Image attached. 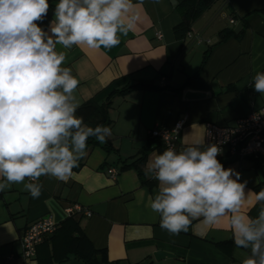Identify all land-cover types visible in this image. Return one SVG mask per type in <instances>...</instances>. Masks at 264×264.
<instances>
[{
	"label": "crops",
	"instance_id": "obj_1",
	"mask_svg": "<svg viewBox=\"0 0 264 264\" xmlns=\"http://www.w3.org/2000/svg\"><path fill=\"white\" fill-rule=\"evenodd\" d=\"M182 1L143 0L141 4L133 0L140 19L120 37L119 45L65 50L64 66L79 81L75 95L80 105L90 99L101 104L111 92L141 81L160 88L115 96L108 111L111 136L103 144L87 147L66 180L41 176L39 198H32L23 184L0 192V264L46 263L52 257L54 264L64 255L61 264H87L74 252L64 253L67 239L61 233L45 236L35 257L25 259L21 254V236L30 224L50 217L58 229L69 217L66 209L74 206L82 212L72 215L92 247L105 250L107 264H241L250 254L235 246L228 217L216 224L193 219L188 231L172 235L160 227L159 214L149 206L157 181L145 175V166L154 152L159 153L157 142L149 136L151 129L171 127L187 115V123L173 142L179 150L185 134L204 135L205 122L233 125L264 107V95L252 88L255 74L264 72V0H216L192 23V37L178 39L173 28L182 20L177 8ZM238 22L242 28L237 37L233 29ZM228 30L233 33L223 38ZM177 87L183 90L169 92ZM185 89L206 96L187 100L183 98ZM147 143L151 149L142 168L143 178L151 185L141 181L136 169L121 170ZM229 167L241 174V182L247 181L246 191L257 192L255 187L264 183V166L259 162L243 159L227 164ZM109 168L117 170L115 177L110 176ZM261 206L246 205L245 210L255 218ZM157 250L176 258L155 261L152 254Z\"/></svg>",
	"mask_w": 264,
	"mask_h": 264
},
{
	"label": "clouds",
	"instance_id": "obj_2",
	"mask_svg": "<svg viewBox=\"0 0 264 264\" xmlns=\"http://www.w3.org/2000/svg\"><path fill=\"white\" fill-rule=\"evenodd\" d=\"M50 6L0 0V192L23 184L32 198L42 193L41 176H71L90 137L103 144L111 136L110 127L89 126L77 115L79 81L64 66L65 50L111 49L140 19L133 0H58L46 31L41 24ZM252 88L264 95V72L255 74ZM205 137L185 134L179 150L169 145L149 157L145 175L157 181L149 206L172 235L188 231L193 219L216 224L228 217L235 246L250 251L241 264H264V189L246 191L241 174L217 158L220 144ZM256 204L262 206L253 218L245 206Z\"/></svg>",
	"mask_w": 264,
	"mask_h": 264
},
{
	"label": "trees",
	"instance_id": "obj_3",
	"mask_svg": "<svg viewBox=\"0 0 264 264\" xmlns=\"http://www.w3.org/2000/svg\"><path fill=\"white\" fill-rule=\"evenodd\" d=\"M216 0H183L181 3L177 5V8L179 12L181 13L182 20L179 24H177L173 28V32L176 38L183 39L186 35V33L190 30L192 23L197 19L198 16H200L202 13H204L206 10H208L212 4ZM50 3V9L48 16L45 18V20L42 22L41 26L46 30L49 26V21L53 19V12L55 8V4L58 3V0H49ZM233 32L231 30H228L225 32L223 38H226L227 36L231 35ZM237 37L239 36L236 35ZM206 58V55L203 58ZM160 87L149 82H137L131 85H127L122 89L116 90L111 92L108 97L101 103L98 104L94 100L90 99L82 103L77 111L78 116H82L84 119V123L95 127L96 125H106L110 126L111 120L109 118V108L111 107L112 100L115 96H125L126 94L137 90V89H159ZM168 90L167 88H165ZM183 90V87H177V88H171L169 89L170 93L177 94L180 93ZM153 141L157 142L156 148L158 149L159 153H162L165 150L164 145L162 142L157 138H151ZM99 144V142L95 139V137H90L87 141V147L94 146ZM106 146V144L104 145ZM107 150H110V146H106ZM151 149L150 143L146 144L141 150L138 155V157L135 160H132L129 163H123L121 166V170H125L128 168H134L137 170L139 176L141 177V181L145 184L151 185L148 181H146L143 178V168L146 155L148 151ZM220 162L224 165L226 168L227 164L234 162L235 160L233 158L228 157L226 153H224L221 156L217 157ZM261 189H264V183H261L255 187V190L259 192ZM65 234L66 236V245H65V251L67 252H74L76 255H78L81 259H83L87 264H107L108 260L106 257L105 250H96L92 247L89 240L85 237L82 229L79 226L78 219L74 215H70L65 219L62 224L59 226L58 229L55 230V232L52 233V237H55L59 234ZM38 252V249L36 253ZM56 256V253H55ZM51 257V256H50ZM66 255H64V258H56L54 264H61L66 259ZM53 257L48 260L46 263H42L38 261V264H53L52 261Z\"/></svg>",
	"mask_w": 264,
	"mask_h": 264
},
{
	"label": "built area",
	"instance_id": "obj_4",
	"mask_svg": "<svg viewBox=\"0 0 264 264\" xmlns=\"http://www.w3.org/2000/svg\"><path fill=\"white\" fill-rule=\"evenodd\" d=\"M234 23V19H230ZM187 37H192V32L186 33ZM161 38V34L157 33ZM264 107L253 110L246 116L238 119L233 125H219L212 122H205L204 135L206 144L219 143L223 149V154L235 161L252 159L264 166V115L258 120L253 119L254 114H259ZM187 123V115H182L171 127L157 125L149 131L151 138L159 139L164 147L173 145L177 135ZM222 154V155H223ZM221 156V155H220ZM108 173L115 177L117 170L109 168ZM70 216L75 212H82V208L74 206L66 209ZM86 215H91L90 211H83ZM57 228V224L50 218H41L30 224L21 236V254L23 258L30 259L35 257L37 246L45 236L52 234Z\"/></svg>",
	"mask_w": 264,
	"mask_h": 264
},
{
	"label": "water",
	"instance_id": "obj_5",
	"mask_svg": "<svg viewBox=\"0 0 264 264\" xmlns=\"http://www.w3.org/2000/svg\"><path fill=\"white\" fill-rule=\"evenodd\" d=\"M241 28H242V23L238 22L235 25L233 32L235 34H238L240 32ZM205 96H206L205 93L193 91L191 89H185L183 92V98L187 99V100L201 99V98H204ZM152 256H153V259L155 261H160V260L166 259V258H176L174 254L169 253L167 251H163V250H157V251L153 252ZM140 264H146V263H140Z\"/></svg>",
	"mask_w": 264,
	"mask_h": 264
}]
</instances>
